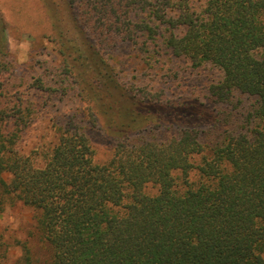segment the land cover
Segmentation results:
<instances>
[{"label":"trees","instance_id":"obj_1","mask_svg":"<svg viewBox=\"0 0 264 264\" xmlns=\"http://www.w3.org/2000/svg\"><path fill=\"white\" fill-rule=\"evenodd\" d=\"M41 1L58 85L16 86L0 12V215L8 199L34 209L49 264H264V0ZM126 50L150 69L183 60L222 75L206 102L183 101L126 80ZM70 93L115 140L112 157L98 162L65 115L37 165L17 143Z\"/></svg>","mask_w":264,"mask_h":264},{"label":"rangeland","instance_id":"obj_2","mask_svg":"<svg viewBox=\"0 0 264 264\" xmlns=\"http://www.w3.org/2000/svg\"><path fill=\"white\" fill-rule=\"evenodd\" d=\"M0 12L6 23L9 59L15 70L16 86L23 89L37 77L58 85L61 58L55 44L47 37L49 25L42 1L0 0ZM117 60L126 80L153 91L160 87L168 88L169 93H177L180 100L187 102H193L195 98L206 102L207 86L222 75L220 70L209 64L192 69L183 60L158 64L150 69L129 50L122 52ZM196 107V113L205 122L214 120L215 115L209 107L198 103ZM65 115L77 118L96 151V160L107 162L112 157L115 140L102 127L88 122L83 104L74 93L52 98L48 106L36 115L17 143L20 153L30 155L37 165H42L58 140L55 122ZM223 121L222 127H228L227 121ZM172 133L164 131L159 137L167 138ZM36 215L34 209L22 202L7 200L0 215V264H24L26 250L33 264H49L51 251L36 227Z\"/></svg>","mask_w":264,"mask_h":264}]
</instances>
